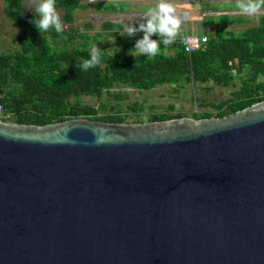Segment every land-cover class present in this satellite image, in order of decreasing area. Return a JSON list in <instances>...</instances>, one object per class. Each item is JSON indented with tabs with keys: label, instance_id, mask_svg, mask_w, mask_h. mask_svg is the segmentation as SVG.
<instances>
[{
	"label": "water",
	"instance_id": "water-1",
	"mask_svg": "<svg viewBox=\"0 0 264 264\" xmlns=\"http://www.w3.org/2000/svg\"><path fill=\"white\" fill-rule=\"evenodd\" d=\"M0 264H264V101L222 119L0 121Z\"/></svg>",
	"mask_w": 264,
	"mask_h": 264
},
{
	"label": "trees",
	"instance_id": "trees-1",
	"mask_svg": "<svg viewBox=\"0 0 264 264\" xmlns=\"http://www.w3.org/2000/svg\"><path fill=\"white\" fill-rule=\"evenodd\" d=\"M3 2L6 18L17 22L23 30L18 38L20 48L0 54V102L5 114L14 116L16 124L42 127L73 119L127 123L130 113H109L102 103L89 106L81 102L84 97L100 102L105 94L124 100L123 95L111 92L114 87L121 86L142 92L164 85L179 89L193 87L198 111L194 113L195 120L222 119L264 101V17L257 26L238 37L222 30L191 55L180 45L163 44L152 57L101 51L99 63L83 71L79 64L89 59L91 52L87 44L60 50L54 45L61 37L74 39L75 33L82 39L87 36L73 28L69 32L63 29L61 33L52 28L38 32L28 23L38 16L24 0ZM80 7L79 0H55L56 11H62L63 19L69 24H73V13ZM104 12L119 13L122 9L111 7ZM115 27L106 23L104 28L113 30ZM141 36L142 33L138 38ZM151 39L158 37L153 35ZM237 76L241 84L231 98L209 101L199 97L200 87L211 84L234 87ZM128 111L139 116L143 107L134 103ZM183 117L180 113L155 114L150 122ZM135 123L145 122L138 119Z\"/></svg>",
	"mask_w": 264,
	"mask_h": 264
},
{
	"label": "rangeland",
	"instance_id": "rangeland-1",
	"mask_svg": "<svg viewBox=\"0 0 264 264\" xmlns=\"http://www.w3.org/2000/svg\"><path fill=\"white\" fill-rule=\"evenodd\" d=\"M36 2L38 0H24L25 5L31 10H34ZM79 2L82 7L76 9L73 13V24H69L63 19L62 11L57 12L65 31L69 32L71 28L77 29L79 33L88 38L82 39L75 33L73 34L74 39L68 40V37H61L54 46L60 50L66 46L70 49H75L87 44L90 51L93 45H95L100 52L104 51L112 54L118 49L116 52L129 54V50L133 48L134 43L126 34L120 35L119 31L122 25H118V28L115 27L113 30H106L104 28L105 24L107 21L120 24L126 21L123 13L129 14L131 11H141L144 8L143 11L146 12L150 7L135 4L140 1L79 0ZM170 2L172 3L173 1L170 0ZM174 2H178L177 4H172L180 6L179 9L181 10L192 11L196 9L207 15L201 17L198 22L189 21L183 24L186 28L183 26L182 29L191 34V36H201L202 32H204L205 36L211 38L217 36L222 30H225L223 32H228L231 36L238 37L247 29L257 26L260 19L264 17V5L261 6L260 11L253 18L242 13L236 7L238 0H177ZM149 6L154 7L155 5L150 4ZM111 7H118L123 12L114 13V16L107 17L106 14H111L112 12H104V10ZM3 8L4 2L0 0V54L12 53L19 49L18 38L23 34V30L17 22L6 18ZM209 11H216L219 14L213 13V16H209L207 13ZM211 27L212 29H209ZM14 28L19 29V33L16 36H14ZM182 29L179 33L184 32ZM242 75L244 76L245 74ZM237 78L234 87L223 88L211 84L200 87L198 95L209 101L229 99L232 97V93L240 87L241 82L238 76ZM111 92L115 95L121 94L125 99L109 98L105 94L100 102L93 97L81 98V102L83 105L89 106H98L102 103L105 105V110L109 113H116L118 111L125 114L130 113L131 115L127 123H135L138 119L143 120L145 123L150 122L153 115L166 113H170L171 115L180 113L184 116L183 118L195 120L194 113L198 112L194 101L195 90L193 87L179 89L172 85H164L152 91L142 92L121 86L114 87ZM134 103L143 107V111L139 113V116L128 111V108ZM8 122L14 123L12 120Z\"/></svg>",
	"mask_w": 264,
	"mask_h": 264
},
{
	"label": "clouds",
	"instance_id": "clouds-1",
	"mask_svg": "<svg viewBox=\"0 0 264 264\" xmlns=\"http://www.w3.org/2000/svg\"><path fill=\"white\" fill-rule=\"evenodd\" d=\"M262 5H264V0H238L236 7L242 13L255 18V14L260 11ZM34 12L38 19H30L28 23L33 25L38 32H47L49 28L54 29L56 33L62 32L63 27L55 8V0H38L35 3ZM20 15L22 16L23 13ZM179 28L180 19L170 0H156L155 6L148 8L144 13L142 22L124 23L119 33L121 36L126 34L128 37L134 36L137 32L142 33L141 38L136 40L133 48L129 50V54L152 57L158 54L161 44L167 46L173 42ZM14 33V36L18 35L19 29L14 28ZM153 35L157 36L158 39H151ZM99 61L100 51L93 45L90 58L83 60L79 67L81 70L87 71L97 65Z\"/></svg>",
	"mask_w": 264,
	"mask_h": 264
},
{
	"label": "crops",
	"instance_id": "crops-1",
	"mask_svg": "<svg viewBox=\"0 0 264 264\" xmlns=\"http://www.w3.org/2000/svg\"><path fill=\"white\" fill-rule=\"evenodd\" d=\"M173 1L172 3H175L177 4L178 2H174V1H177V0H171ZM156 3V0H143V1H140V2H136L135 4H140V5H145V6H148V7H152V6H149L150 4H154L155 5ZM174 5V4H173ZM176 8V12H177V16L179 17L180 19V28L178 30V34L175 38H181L183 36H191V34H188L185 30L182 29V27L184 26L183 24L186 23V22H189V21H196L198 22L199 19L201 17H205L207 15H205L202 11H198L196 9L192 10V11H189V10H181L179 9L180 6H174ZM145 9V8H144ZM143 9V10H144ZM141 10V11H131V13L127 14V13H123L124 14V18H126V21L118 24V23H114L112 21H107L106 23H111L113 24L114 26H118V25H123L124 23H128V22H142V18H143V15H144V11ZM123 12V11H122ZM120 12V13H122ZM209 16H213L214 14L213 13H216V15H218L219 13L216 12V11H209L207 12ZM206 13V14H207ZM218 13V14H217ZM234 13V11H233ZM231 13V14H233ZM235 14V13H234ZM107 17H112L114 16L115 14L114 13H111V14H106ZM185 27V26H184ZM118 28V27H117ZM186 28V27H185ZM182 29V31L184 32H180L179 31ZM209 29H212L209 28ZM141 33L140 32H137L134 36L130 37V39L132 40V42L134 43L136 40L140 39L138 38V35H140ZM202 35H204V32H202ZM168 54H171L172 52H167Z\"/></svg>",
	"mask_w": 264,
	"mask_h": 264
},
{
	"label": "built area",
	"instance_id": "built-area-1",
	"mask_svg": "<svg viewBox=\"0 0 264 264\" xmlns=\"http://www.w3.org/2000/svg\"><path fill=\"white\" fill-rule=\"evenodd\" d=\"M96 1V0H91ZM115 2H126V1H143V0H110ZM208 42V37L205 35L201 36H183L181 38H175L170 46L173 45H180L184 48L185 52L188 55H191L193 52H195L197 49H199L201 46L206 44ZM14 121V116L11 114H5L2 103L0 102V121L5 123H10L8 121Z\"/></svg>",
	"mask_w": 264,
	"mask_h": 264
}]
</instances>
